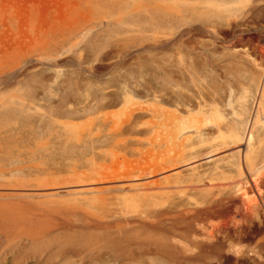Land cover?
Masks as SVG:
<instances>
[{
    "label": "rangeland",
    "instance_id": "374dc122",
    "mask_svg": "<svg viewBox=\"0 0 264 264\" xmlns=\"http://www.w3.org/2000/svg\"><path fill=\"white\" fill-rule=\"evenodd\" d=\"M185 1L163 0L166 9L156 10V0H0V184L59 189L53 196L29 199V215L39 220L33 222L39 232L35 238L28 235L29 227L20 226L8 237L0 232V264H179L136 249L137 240L159 235V230L140 223L156 209L180 205L190 196L200 198L204 186L194 183L189 189L187 181L200 171L216 173L213 160L199 162L197 171L190 165L179 167L181 178L172 176L168 184L157 175L141 182L132 179L133 190L116 187L68 195L65 187L77 179L102 178L116 179L117 186L126 179L123 176L142 174L154 161L179 152L180 141L190 135L175 137L171 129L159 130L156 125L167 112L187 116L197 110L182 99L184 95L213 91L220 83H224L220 90L232 91L231 62L223 58L228 49L214 38L193 33L202 41L199 46L217 60L208 65L198 52L174 40L181 30L210 18L186 3L182 6ZM153 12L177 20L169 27L156 25ZM203 66L206 72L200 69ZM186 69L197 73L186 72V78H180L178 72ZM220 70L224 78L217 75ZM230 96L225 111L231 109ZM157 179L161 183H149ZM129 200L139 203L131 202L138 206L137 214V207L125 203ZM159 203L166 204L159 208ZM209 221L215 223L207 219L192 223L183 230L184 236L188 238L193 228L211 225ZM121 232L126 240L122 250ZM245 237H235L221 260L208 261L242 264L235 252L247 247L252 264H264V249L251 247L255 242ZM129 249L134 261L124 257Z\"/></svg>",
    "mask_w": 264,
    "mask_h": 264
},
{
    "label": "bare ground",
    "instance_id": "6f19581e",
    "mask_svg": "<svg viewBox=\"0 0 264 264\" xmlns=\"http://www.w3.org/2000/svg\"><path fill=\"white\" fill-rule=\"evenodd\" d=\"M162 1L156 0V5L154 6L156 10L166 9V5H162ZM181 3L182 6L184 5L183 3H186L188 8L194 9L201 14L210 15V18L201 26H190L181 30L174 37V40L181 45L185 44L189 46L191 51L198 52V54L205 58L208 65H216L215 62L217 60L209 50L205 51L203 47L199 46L202 41L194 39L193 33L194 35H206L210 39L214 38V43L218 42L225 49H228L230 52L225 54L223 58L226 57L225 59H229L231 62L232 91L228 90V88L220 90L224 88V83H220L213 91L207 88L206 91L202 90L196 96L184 95L186 97L183 96L182 99L189 105L198 107L197 110L195 112H188L187 116H181L176 111L167 112L164 114L162 120L157 121L156 125L159 130L162 127L171 129L175 137H183L184 134L190 135H187L180 141L181 150L179 152L168 153L154 161L151 166L142 170V174L136 175L134 178H132V175L123 176L126 179H121L122 182L117 186L114 185L115 181H117L114 178H102L98 180L77 179L75 182L68 183L65 189L67 192H70L69 194L67 193L68 195L71 193L72 195L73 193L77 195L78 193H90L94 191L103 192L104 190L116 187H121V189L130 187L132 189V179L141 182L143 177L149 176L151 178L157 175L163 176V180L168 184L171 182L172 176H176L177 181L181 178L179 167L190 165V167L197 171V168H199L197 164L199 162L201 163L207 158V161L213 160L216 165V173L208 174L204 172L200 174L202 172L200 171L196 177H192L187 181L189 189L193 188L194 183L204 186L203 189L201 188L202 195L200 198H192L190 196L187 202L180 205L167 207L166 209H156L150 217L147 216L145 220L141 221L140 225L151 227L154 231L156 229L159 230V235L156 232L155 239L143 237V241L140 240L142 242H138V240L136 242V249L140 250L141 253L149 251V253L161 255L169 259L172 263L211 264L208 260H218L223 257L229 251L230 242L235 237L248 235V238L245 237L247 241L250 243L255 242V245L251 247L257 246L260 250L264 249V0H222V2L221 0H217L216 2L214 0H187ZM158 12L160 13V11ZM158 12H153V16L151 17V21L156 25L169 27L175 21L174 19H176L174 18L172 19L174 21H172L168 18L169 16L166 18L158 16ZM176 15L178 16V14ZM210 39L207 40L211 41ZM162 46L165 47L164 45ZM179 54L182 56L181 53ZM217 55L219 56V54ZM180 56L178 55V57ZM200 69L203 72L207 71V68L204 66ZM186 72L195 75L197 70H180L178 72L180 78L185 79ZM219 72L217 75L224 78L223 71L220 70ZM188 87L192 88L189 85ZM229 93L233 94V97L230 96L233 102L229 106L231 109H226L225 111L223 107ZM231 99H229V102H231ZM159 107L164 108V106ZM188 107L187 110L190 109ZM193 134L194 136H191ZM195 146H198V148L195 149ZM188 147L190 148L187 149ZM19 181L23 180L19 179ZM25 183L27 182L25 181ZM149 183L158 184L161 181L157 179ZM36 187L21 184L15 186L0 184V200L11 199L10 202L0 201V232L3 235L5 234L7 237L12 236L18 231L20 226L29 227L28 235H31L33 238L39 235V232L35 231V225H33L35 220H39L30 216L31 213L29 215V199L40 200V198L53 196L59 189L54 185L46 186V184ZM186 190L184 189L183 192ZM141 191L143 193V190ZM127 195L125 196L129 198L130 195ZM155 200L158 201L157 198ZM75 201L78 200L75 199ZM129 202L126 201L125 203L128 205H131V202L132 204L138 203H135V200H129ZM162 202L164 201L162 200ZM127 204L125 205L127 206ZM163 204L159 203V208L160 205L163 207ZM131 206L133 208L135 205ZM135 207L137 209L134 214H137L138 206ZM132 213L133 210L131 209ZM206 219L214 220L215 223L209 221L208 223L212 224L207 227H203L201 223V227L203 228L200 226V228H193L190 230L188 238L184 236L183 230L185 228L188 229L192 223L203 222ZM124 237L125 235L121 232V250L126 242ZM31 244L33 243L31 242ZM234 247L237 248L236 245ZM125 249L126 246L124 247V251ZM247 252V247H240L235 252V254L237 253L240 256L242 264H252V259L247 256ZM124 254L125 252H123ZM124 257H129L133 261L136 258L130 249ZM234 260L236 262V259Z\"/></svg>",
    "mask_w": 264,
    "mask_h": 264
}]
</instances>
